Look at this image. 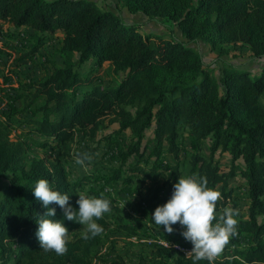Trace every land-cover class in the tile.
Segmentation results:
<instances>
[{
  "label": "trees",
  "instance_id": "16d2710c",
  "mask_svg": "<svg viewBox=\"0 0 264 264\" xmlns=\"http://www.w3.org/2000/svg\"><path fill=\"white\" fill-rule=\"evenodd\" d=\"M118 1L160 21L165 35L92 0H0L1 57L24 52L15 41L26 28L31 44L19 60L35 62L58 31L65 60L16 88L5 76L0 89V264H94L111 229L150 239V264H193L175 248L191 242L151 218L185 175L220 192L217 215L235 210V234L197 264H264V0ZM199 42L220 55L242 44L262 64H229L217 74L192 46ZM110 117L118 128L102 137ZM29 146L50 156L28 162ZM218 155L230 157L229 170ZM72 162L89 172L73 176ZM40 178L68 192L73 207L81 192L109 199L111 210L97 220L102 232L85 239L84 225L64 220L66 251L41 248L36 221L46 210L32 192ZM110 264L128 263L119 255Z\"/></svg>",
  "mask_w": 264,
  "mask_h": 264
},
{
  "label": "clouds",
  "instance_id": "9594fccd",
  "mask_svg": "<svg viewBox=\"0 0 264 264\" xmlns=\"http://www.w3.org/2000/svg\"><path fill=\"white\" fill-rule=\"evenodd\" d=\"M77 162L82 160L78 158ZM32 192L46 210L36 221V238L41 248L57 254L66 251L69 229L64 220L84 225V238L87 239L89 235L96 236L102 232L103 228L97 220L111 210L109 199L83 192L77 194L75 203L78 207H73L70 194L54 188L47 178L38 179ZM220 195L218 190L207 186L203 177L179 176L167 201L151 213L154 223L160 228L163 226L167 233H172L175 230L173 225L179 223L181 235L192 244L185 255L191 257L193 264L203 259L211 261L222 251L229 237L235 234V210L225 208L219 215L214 211ZM53 205L62 210V218H56V207Z\"/></svg>",
  "mask_w": 264,
  "mask_h": 264
},
{
  "label": "rangeland",
  "instance_id": "374dc122",
  "mask_svg": "<svg viewBox=\"0 0 264 264\" xmlns=\"http://www.w3.org/2000/svg\"><path fill=\"white\" fill-rule=\"evenodd\" d=\"M97 5L104 10H109L118 16L122 17L128 24L139 25L141 31L153 32L156 34L165 35L167 30L163 27L160 21H151L146 18L143 14H131L124 8L118 0H92ZM24 30V31H23ZM22 32L26 34V38L16 39L15 43L22 45L24 47V52H27L26 47L31 44L29 38H31V32L28 29H22ZM29 34V37L27 35ZM175 34H180L178 28L174 29ZM168 34V33H167ZM24 37V36H22ZM61 38L62 32L58 31L42 50L43 56L36 59L35 62H30V60H19L21 54H14L13 56L1 57L0 55V89L4 86L5 76L10 78V84L13 87H18L20 81H28L30 79H39L45 76L47 72L52 71L55 67H61L65 65V60L60 53L61 48ZM4 39L2 34H0V40ZM1 42V41H0ZM1 44V43H0ZM18 45V46H19ZM195 48L199 50L205 64L216 70L219 74L222 67L226 65H234L239 67H245L249 69H255L261 65V61L254 59L247 46L242 44L237 45H226V53L218 54L214 52L207 44L197 43L193 44ZM109 69L105 66L102 73ZM107 80V79H106ZM264 104V97L262 98ZM6 106L0 103V112L5 109ZM112 117L105 121L106 128L102 129L100 136L104 137L117 130V125L111 124L110 120ZM128 134V133H127ZM16 133H13V139H16ZM81 146L80 142H76L72 146V150L76 151ZM50 156L49 150L43 148L31 147L28 149V162L34 160L42 159ZM218 158L223 163V167L229 170L230 167V157L228 155H218ZM70 172L73 176H80L89 172V168L85 165L71 163L69 165ZM241 207L245 206L243 196H240ZM127 207V204H125ZM173 228L175 232H181L182 228L180 225H174ZM151 240L148 238L141 237L139 235L132 236L126 231H117L111 229L107 232V237L95 253L94 264H110L117 256H122L128 264H150L152 258V248Z\"/></svg>",
  "mask_w": 264,
  "mask_h": 264
},
{
  "label": "bare ground",
  "instance_id": "6f19581e",
  "mask_svg": "<svg viewBox=\"0 0 264 264\" xmlns=\"http://www.w3.org/2000/svg\"><path fill=\"white\" fill-rule=\"evenodd\" d=\"M177 248H178V250H181L184 254H186V252L189 250V249H184L182 247H177ZM186 256H188V255H186Z\"/></svg>",
  "mask_w": 264,
  "mask_h": 264
},
{
  "label": "built area",
  "instance_id": "2783aa9c",
  "mask_svg": "<svg viewBox=\"0 0 264 264\" xmlns=\"http://www.w3.org/2000/svg\"><path fill=\"white\" fill-rule=\"evenodd\" d=\"M176 249H178L177 247H175Z\"/></svg>",
  "mask_w": 264,
  "mask_h": 264
}]
</instances>
